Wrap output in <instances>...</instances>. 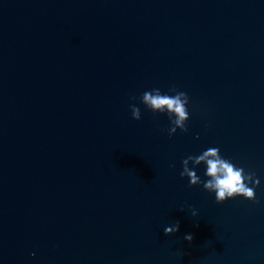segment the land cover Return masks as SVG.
<instances>
[{
    "label": "water",
    "instance_id": "water-1",
    "mask_svg": "<svg viewBox=\"0 0 264 264\" xmlns=\"http://www.w3.org/2000/svg\"><path fill=\"white\" fill-rule=\"evenodd\" d=\"M209 147L255 201L180 176ZM0 264H264V0H0Z\"/></svg>",
    "mask_w": 264,
    "mask_h": 264
},
{
    "label": "clouds",
    "instance_id": "clouds-1",
    "mask_svg": "<svg viewBox=\"0 0 264 264\" xmlns=\"http://www.w3.org/2000/svg\"><path fill=\"white\" fill-rule=\"evenodd\" d=\"M169 93H162L160 89L153 88L145 91L141 97L142 103L153 113L167 115L170 127L167 129L169 137L175 136L177 130L187 132V122L190 119L188 106L189 96L182 91L170 88ZM132 118L141 120L139 107L131 106ZM204 168L205 179L202 180L196 169ZM182 178H187L190 186H201L210 194H214L215 201L223 204L228 200L242 197L249 201L256 200V189L260 187L261 180L253 172H246L243 167L235 165L231 160L224 158L219 148L209 147L202 153L187 156L182 161ZM193 216L197 213L192 212ZM179 231V225L166 226L165 235L171 236ZM185 239L191 242L192 236ZM35 256V253H33Z\"/></svg>",
    "mask_w": 264,
    "mask_h": 264
}]
</instances>
